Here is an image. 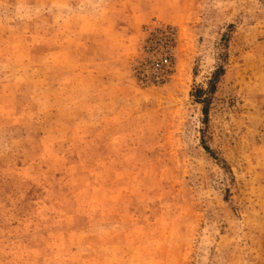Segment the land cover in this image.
I'll return each instance as SVG.
<instances>
[{"label": "rangeland", "instance_id": "1", "mask_svg": "<svg viewBox=\"0 0 264 264\" xmlns=\"http://www.w3.org/2000/svg\"><path fill=\"white\" fill-rule=\"evenodd\" d=\"M0 264H264V0H0Z\"/></svg>", "mask_w": 264, "mask_h": 264}, {"label": "built area", "instance_id": "2", "mask_svg": "<svg viewBox=\"0 0 264 264\" xmlns=\"http://www.w3.org/2000/svg\"><path fill=\"white\" fill-rule=\"evenodd\" d=\"M168 64H169V59L167 57H164L159 61L152 62L153 69L155 70L157 69L161 70L163 67L168 66Z\"/></svg>", "mask_w": 264, "mask_h": 264}]
</instances>
